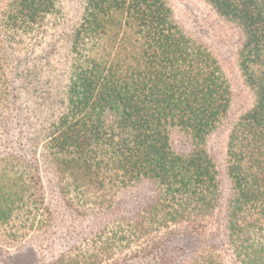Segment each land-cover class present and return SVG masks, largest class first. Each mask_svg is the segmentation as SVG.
I'll use <instances>...</instances> for the list:
<instances>
[{"label":"trees","instance_id":"16d2710c","mask_svg":"<svg viewBox=\"0 0 264 264\" xmlns=\"http://www.w3.org/2000/svg\"><path fill=\"white\" fill-rule=\"evenodd\" d=\"M59 1L5 0L0 24L7 40L30 49L37 45L64 17ZM206 1L240 27L239 63L254 93L253 105L230 123L227 135L233 189L224 228L235 234L239 262L264 264V246L250 240L264 224V0ZM78 4L60 56L65 82L58 95H38L51 108L42 129L43 150L80 212L111 208L117 191L145 180L157 186L158 196L136 220L97 233L91 249L50 264L104 263L115 249L129 248V235L149 241L181 228L205 234L220 197L206 142L231 108L230 84L217 58L176 23L167 0ZM30 49L24 56L32 58ZM174 127L189 135L188 152L173 149ZM10 183L7 189L0 184V220L23 197L22 178ZM206 250L199 253L201 264H211Z\"/></svg>","mask_w":264,"mask_h":264},{"label":"rangeland","instance_id":"374dc122","mask_svg":"<svg viewBox=\"0 0 264 264\" xmlns=\"http://www.w3.org/2000/svg\"><path fill=\"white\" fill-rule=\"evenodd\" d=\"M167 2L176 23L212 52L230 84L228 118L206 142L218 172L217 212L211 218L210 229L203 235L186 228L175 229L170 234L159 233L149 241L129 235V248L115 249L101 264H201L198 257L204 248L208 263L250 264L245 260L239 262L235 234H227L224 228V210L233 189L227 174V135L230 123L251 108L254 101L253 90L241 72L238 57L243 33L206 0ZM4 3L5 0H0V11ZM59 3L64 13L62 21L44 31L47 33H43V39L31 49L29 44L15 45L7 40L0 24V184L5 183L7 189L18 176L25 182L22 199L12 204L10 216L0 220V264H50L58 256L91 249L90 241L97 233L103 229L115 230L119 223L126 225L136 220L141 210L158 196L157 186L145 180L117 191L111 208H83L85 210L80 212L79 204H74L63 190L54 162L42 146V129L50 115V104L38 98L41 92L58 95L60 85L65 82L64 77L59 76L64 68L60 56L67 46L64 35L70 34L77 21L80 5L78 0H60ZM28 49L32 58L24 56ZM49 50L52 56L47 55ZM169 136L175 151L190 150L189 135L182 129L172 128ZM260 226L261 229L257 226V231L251 233L250 240L254 246L262 247L264 224ZM141 247L142 251L135 253Z\"/></svg>","mask_w":264,"mask_h":264}]
</instances>
